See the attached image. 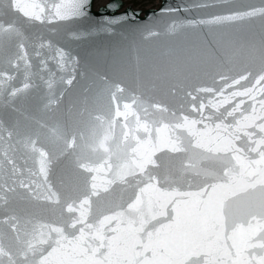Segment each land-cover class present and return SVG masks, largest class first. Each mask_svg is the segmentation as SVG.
<instances>
[{
    "label": "snow or ice",
    "instance_id": "obj_1",
    "mask_svg": "<svg viewBox=\"0 0 264 264\" xmlns=\"http://www.w3.org/2000/svg\"><path fill=\"white\" fill-rule=\"evenodd\" d=\"M88 7L89 0H0V50H25L27 26L75 23ZM256 16L264 18V0L190 23ZM68 37L79 33L70 28ZM45 47L41 38L35 55ZM47 47L56 64H41L54 76L73 57ZM27 55L18 57L26 73ZM206 75L210 83L170 88L173 97L183 93L179 107L146 96L139 82L102 76V111L71 136L46 124L0 125V264H264V33L218 41ZM13 79L0 71V91L20 92ZM49 133L51 148L41 140ZM61 143L79 177L66 190L50 181ZM19 159L38 160V172L26 176Z\"/></svg>",
    "mask_w": 264,
    "mask_h": 264
},
{
    "label": "water",
    "instance_id": "obj_2",
    "mask_svg": "<svg viewBox=\"0 0 264 264\" xmlns=\"http://www.w3.org/2000/svg\"><path fill=\"white\" fill-rule=\"evenodd\" d=\"M95 1L89 0L87 17L75 23L53 21L27 26L31 40L25 50L13 49L10 53L0 50V71L13 76L10 84L21 89L15 96L0 91V125L4 128L25 129L46 124L48 129L59 128L71 136L83 127L89 113L102 111L103 104L97 100L102 76L127 86L139 82L146 96L179 107L183 93L179 91L173 97L170 88L210 83L206 69L218 55V41L226 38L258 41L264 33V18L259 16L222 24L190 23L247 11L250 6L260 7L262 0H160L158 7L145 10L125 6L123 0H108L95 8ZM202 4L208 7H197ZM70 28L79 33L78 39L68 37ZM41 38L46 47L41 50L42 56L37 57L35 47ZM48 44L62 47L73 57L63 69L56 68L54 76L41 64V59H46L49 66L56 64ZM24 51L30 65L27 73L25 60L18 58ZM8 55L19 64L18 71L9 68ZM235 71H239V66L231 74ZM49 79L54 80L51 88ZM24 83H29L27 89L23 88ZM53 139L49 133L47 139L41 138L42 144L51 148ZM60 149L50 166V181L66 190L74 188L79 177L72 150L62 143ZM18 164L24 167L26 176L28 169L36 172L39 169L38 160L28 159L25 164L24 159H19ZM4 179L0 175V183ZM33 179L39 182L41 177ZM23 191L18 189L21 195ZM19 203L23 206L26 201L21 199ZM48 211H54V206Z\"/></svg>",
    "mask_w": 264,
    "mask_h": 264
},
{
    "label": "rangeland",
    "instance_id": "obj_3",
    "mask_svg": "<svg viewBox=\"0 0 264 264\" xmlns=\"http://www.w3.org/2000/svg\"><path fill=\"white\" fill-rule=\"evenodd\" d=\"M108 0H96L95 1V8L104 5ZM125 2V6H131L135 9H147L153 7H157L159 2L156 1L152 5H148L149 0H123Z\"/></svg>",
    "mask_w": 264,
    "mask_h": 264
},
{
    "label": "trees",
    "instance_id": "obj_4",
    "mask_svg": "<svg viewBox=\"0 0 264 264\" xmlns=\"http://www.w3.org/2000/svg\"><path fill=\"white\" fill-rule=\"evenodd\" d=\"M156 1L159 2L160 0H149V1H148V2H149L148 5H152V4H153L154 2H156Z\"/></svg>",
    "mask_w": 264,
    "mask_h": 264
}]
</instances>
